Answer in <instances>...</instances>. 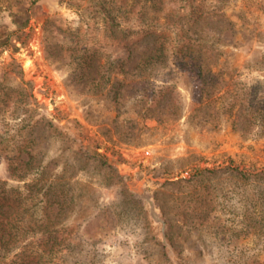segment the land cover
Listing matches in <instances>:
<instances>
[{
  "label": "rangeland",
  "instance_id": "374dc122",
  "mask_svg": "<svg viewBox=\"0 0 264 264\" xmlns=\"http://www.w3.org/2000/svg\"><path fill=\"white\" fill-rule=\"evenodd\" d=\"M159 41L170 57L135 68ZM182 56L263 77L264 0H0V180L21 185L6 156L30 152L71 198L34 208L52 220L55 264H264V181L220 169L264 171V136L187 120L200 83ZM167 84L184 117L140 112Z\"/></svg>",
  "mask_w": 264,
  "mask_h": 264
},
{
  "label": "trees",
  "instance_id": "16d2710c",
  "mask_svg": "<svg viewBox=\"0 0 264 264\" xmlns=\"http://www.w3.org/2000/svg\"><path fill=\"white\" fill-rule=\"evenodd\" d=\"M207 49L206 46H202L200 51ZM177 51L182 52V49ZM167 57H170L168 49L164 46V42L159 41V45L153 46L150 52L138 61L135 68L143 71L142 69H146L150 63L154 62V65L156 62L163 63ZM172 63L183 72L194 73L200 83L199 94L193 98L186 112L187 120L200 125H211L213 128L228 124L232 131L245 137L264 136V76L244 80L237 70H231L226 66L212 72L211 67L216 66V62H210L207 58L187 59L182 56L180 60L176 58ZM254 66L259 68L264 66V58L254 62ZM149 75L141 74L139 75L141 77H137L140 79V86L149 81L151 77ZM97 84L101 85L100 80ZM115 84L116 82L107 91V95L116 102L120 93L118 89H114ZM138 92V95H141L138 100L141 101L145 94L141 93V87L138 88ZM157 93H153L147 99L145 104L147 106H142L140 112L151 117L169 119L184 117L185 108L178 102L175 84L164 85ZM15 143V147L20 151H24L27 147L25 140ZM19 155L20 152L16 157L11 155L6 158L12 180L22 184L14 186L5 180H0V264H55L50 258L56 244V238L50 227L52 220L45 213L43 217L36 219L34 208L39 203H43L44 206L56 204L57 208H65L71 198L62 190L57 191L55 186L57 183L48 178L44 166L36 164L35 157L30 152L25 153V159ZM97 159L103 158L99 156ZM220 169L228 172L235 184L240 182L250 186L264 181V171L261 170L237 166ZM215 170L217 169L195 168L199 176ZM191 178L181 181L189 182L192 181ZM204 179L206 177L195 179V182H204ZM247 200H249V208L254 207L256 199L247 198ZM39 228L44 229L42 239L38 240L44 244L41 248L34 247L36 244L34 237L38 235ZM48 242H50L49 246L45 244Z\"/></svg>",
  "mask_w": 264,
  "mask_h": 264
},
{
  "label": "bare ground",
  "instance_id": "6f19581e",
  "mask_svg": "<svg viewBox=\"0 0 264 264\" xmlns=\"http://www.w3.org/2000/svg\"><path fill=\"white\" fill-rule=\"evenodd\" d=\"M27 74V73H26ZM29 77V76H28Z\"/></svg>",
  "mask_w": 264,
  "mask_h": 264
}]
</instances>
